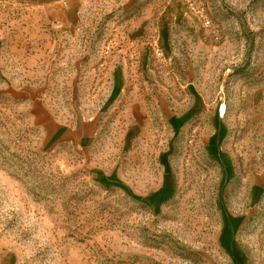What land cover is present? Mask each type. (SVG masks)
Returning <instances> with one entry per match:
<instances>
[{"label":"rangeland","instance_id":"obj_1","mask_svg":"<svg viewBox=\"0 0 264 264\" xmlns=\"http://www.w3.org/2000/svg\"><path fill=\"white\" fill-rule=\"evenodd\" d=\"M73 3L1 15L0 264H264V0Z\"/></svg>","mask_w":264,"mask_h":264},{"label":"crops","instance_id":"obj_2","mask_svg":"<svg viewBox=\"0 0 264 264\" xmlns=\"http://www.w3.org/2000/svg\"><path fill=\"white\" fill-rule=\"evenodd\" d=\"M18 12L24 15L39 16V20L34 21L39 26L46 24L48 27L57 28L64 27L66 29L73 28V15L78 12V8L73 3V0H0V25L1 15L4 12ZM81 127H68L64 136L57 139V142L65 141L73 145L84 144L87 141L94 140L99 125V116L88 117L84 119ZM264 185V168L256 176L255 186Z\"/></svg>","mask_w":264,"mask_h":264},{"label":"bare ground","instance_id":"obj_3","mask_svg":"<svg viewBox=\"0 0 264 264\" xmlns=\"http://www.w3.org/2000/svg\"><path fill=\"white\" fill-rule=\"evenodd\" d=\"M222 111H224V108L222 109Z\"/></svg>","mask_w":264,"mask_h":264}]
</instances>
